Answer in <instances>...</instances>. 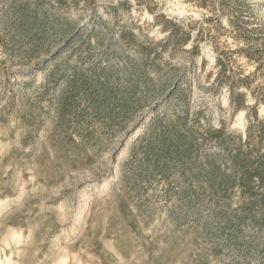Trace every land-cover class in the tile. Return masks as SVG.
<instances>
[{"label": "rangeland", "instance_id": "rangeland-1", "mask_svg": "<svg viewBox=\"0 0 264 264\" xmlns=\"http://www.w3.org/2000/svg\"><path fill=\"white\" fill-rule=\"evenodd\" d=\"M0 202L16 264H264V0H0Z\"/></svg>", "mask_w": 264, "mask_h": 264}, {"label": "bare ground", "instance_id": "bare-ground-1", "mask_svg": "<svg viewBox=\"0 0 264 264\" xmlns=\"http://www.w3.org/2000/svg\"><path fill=\"white\" fill-rule=\"evenodd\" d=\"M8 202H0V214L3 213V211L8 207ZM16 239L15 241H19L20 240V236L18 234L15 235ZM10 243V242H9ZM16 244V243H15ZM20 244V243H19ZM18 244V245H19ZM4 258V257H3ZM2 257H0V264H16L15 260L13 259L12 255H5V258L3 259Z\"/></svg>", "mask_w": 264, "mask_h": 264}, {"label": "snow or ice", "instance_id": "snow-or-ice-1", "mask_svg": "<svg viewBox=\"0 0 264 264\" xmlns=\"http://www.w3.org/2000/svg\"><path fill=\"white\" fill-rule=\"evenodd\" d=\"M251 102V101H250ZM241 115H243V113H241ZM234 127H235V125H234Z\"/></svg>", "mask_w": 264, "mask_h": 264}]
</instances>
